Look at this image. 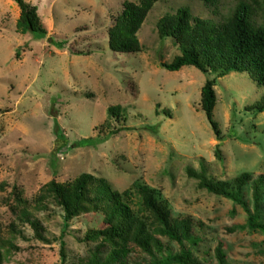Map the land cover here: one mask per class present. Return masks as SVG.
<instances>
[{
    "label": "rangeland",
    "instance_id": "rangeland-1",
    "mask_svg": "<svg viewBox=\"0 0 264 264\" xmlns=\"http://www.w3.org/2000/svg\"><path fill=\"white\" fill-rule=\"evenodd\" d=\"M26 1L37 6L46 38L18 32L19 5L0 0V230L16 246L4 249L1 264L105 260L114 246L86 238L89 231L105 227L104 213L67 221L53 200L46 208L34 207L44 185L73 181L83 173L104 179L112 190L129 191L131 208L149 225L154 215L144 207L140 189L153 190L172 220L191 221L198 242H185V248L202 264H219L218 247L225 264H264V233L249 226L247 209L202 188L190 174L204 172L230 183L245 172L253 178L264 175V112L253 108L264 87L247 72L218 78L194 66L166 69L163 63H171L181 51L174 38H161L158 30L160 19L180 7L221 23L241 0H159L138 32V53L112 50L110 30L124 2L140 0ZM245 1L264 24L263 0ZM214 78L219 136L201 105L202 88ZM117 106L121 111L113 117L108 110ZM118 128L122 130L112 133ZM82 139L91 142L84 146ZM19 195L47 240L19 220ZM244 198L253 210L251 183L244 187ZM159 238L163 255L181 251L177 241ZM150 260L132 243L124 264Z\"/></svg>",
    "mask_w": 264,
    "mask_h": 264
},
{
    "label": "trees",
    "instance_id": "trees-1",
    "mask_svg": "<svg viewBox=\"0 0 264 264\" xmlns=\"http://www.w3.org/2000/svg\"><path fill=\"white\" fill-rule=\"evenodd\" d=\"M13 1L21 9L17 20L18 32L31 33L35 39L46 38L48 31L41 21L37 6L26 0ZM158 1L124 2L122 14L110 30L112 50L121 53L142 51L138 32ZM259 4H262L264 10V0ZM158 30L161 38H174L181 51V54L177 55L171 63H163L166 69L178 71L184 66H194L204 73H215L218 78L232 72H247L259 86L264 87V24L256 20L255 9L249 2L239 1L235 10L221 23L194 17L188 7H180L176 13L166 14L160 19ZM59 46L63 48L64 44L59 43ZM216 85V78L206 81L202 88L201 105L219 136L221 132L213 117L217 103ZM253 108L256 112H264V95ZM108 111L114 117L119 114L121 108L110 107ZM164 112L171 116L170 111ZM121 130L118 128L112 133L115 134ZM90 142L91 139L80 141L84 146ZM218 156L220 157L219 153ZM190 174L200 180L202 188L243 205L249 212V226L264 233V223L260 222L261 206L264 200V175L253 178V175L245 172L230 183L216 181L204 172L190 171ZM249 183L253 187V210H250L244 198V187ZM0 188H3V185H0ZM140 191L144 207L154 215L155 221L151 225L131 208L128 201L129 191L120 193L112 190L104 179L91 173H83L75 180L64 183L52 180L42 187L34 207L46 208L47 202L53 200L63 209L67 221L82 214L104 213L105 227L89 231L86 238L91 241L102 240L114 248L103 262L96 256L92 261L93 264H124L128 246L132 243L150 255V264H202L190 249L185 248V242L194 245L198 242L197 237L192 233L191 221L172 220L169 209L156 198L153 190L142 187ZM17 200L23 205L17 215L19 220L29 223L36 231L38 238L47 240L43 234L42 225L29 209L28 202L20 195ZM12 226L15 228V225ZM160 235L177 241L182 246L181 251L163 255L164 245L159 238ZM7 246L16 247L12 240L2 237L0 230V264ZM62 254L66 256L64 244ZM216 254L219 264H225V254L221 247H218Z\"/></svg>",
    "mask_w": 264,
    "mask_h": 264
}]
</instances>
